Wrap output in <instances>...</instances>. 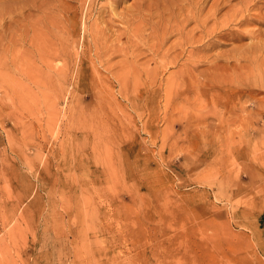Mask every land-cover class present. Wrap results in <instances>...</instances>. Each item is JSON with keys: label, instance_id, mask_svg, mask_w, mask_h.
<instances>
[{"label": "rangeland", "instance_id": "1", "mask_svg": "<svg viewBox=\"0 0 264 264\" xmlns=\"http://www.w3.org/2000/svg\"><path fill=\"white\" fill-rule=\"evenodd\" d=\"M9 1L0 264H264V0Z\"/></svg>", "mask_w": 264, "mask_h": 264}, {"label": "bare ground", "instance_id": "2", "mask_svg": "<svg viewBox=\"0 0 264 264\" xmlns=\"http://www.w3.org/2000/svg\"><path fill=\"white\" fill-rule=\"evenodd\" d=\"M10 1H11V0H10ZM10 1H9V2H10ZM186 1H187V0H186ZM193 1H194V0H193ZM223 1H224V0H223ZM223 1H222V2H223ZM230 1H231V0H230ZM232 1H233V0H232ZM237 1H238V0H237ZM242 1H243V0H242ZM246 1H247V0H246ZM249 1H250V0H249ZM251 1H252V0H251ZM5 2H6V1H5ZM11 2H13V1H11ZM11 2H10V3H11ZM197 2H199V0H198ZM200 2H201V1H200ZM200 2H199V3H200ZM224 2H225V1H224ZM226 2H227V1H226ZM226 2H225V3H226ZM238 2L241 3L240 1H238ZM244 2H245V0H244ZM253 2H254V0H253ZM256 2H257V1H256ZM1 3H2V2H1ZM6 3H7V2H6ZM6 3H4V4L6 5ZM13 3H15V1H14ZM16 3H17V1H16ZM193 3H194V2H193ZM199 3H198V4H199ZM204 3H205V2H204ZM229 3H230V2H229ZM239 3H238V4H239ZM254 3H255V2H254ZM4 4H3V5H4ZM37 4H38V3H37ZM221 4H223V3H221ZM238 4H237V6H238ZM258 4H259V3H258ZM5 5H4V6H5ZM19 5H20V4H19ZM33 5L36 6L35 4H33ZM195 5H196V3H195ZM195 5H193V7H194ZM206 5H207V3H206ZM228 5H231V6H232V4H228ZM253 5H254V4H253ZM4 6H3V7H4ZM8 6L13 7L14 5H13V6L8 5ZM213 6H214V5H213ZM226 6H227V5H225L224 7H226ZM242 6H243V5H242ZM251 6H252V5H251ZM257 6H258V5H257ZM259 6H260V5H259ZM261 6H262V5H261ZM0 7H1V6H0ZM10 7H9V8H10ZM14 7H15V6H14ZM23 7H24V6H23ZM184 7H185V6H184ZM193 7H190V8L192 9ZM200 7H201V6H200ZM200 7H198V8H200ZM203 7H204V5H203ZM222 7H223V6H222ZM239 7H240V6H239ZM253 7H254V10H255L256 4H255ZM4 8H5V7H4ZM6 8H7V7H6ZM16 8H17V7H16ZM18 8H22L21 5H20V7H18ZM188 8H189V7H188ZM214 8H216V7H214ZM220 8H221V7H220ZM226 8H227V7H226ZM240 8H242V7H240ZM263 8H264V7H262V9H263ZM7 9H8V8H7ZM10 9H11V8H10ZM12 9H13V8H12ZM22 9H23V8H22ZM185 9H186V8H185ZM196 9H197V7H196ZM205 9H206V8H205ZM234 9H237V8L234 7ZM252 9H253V8H251V10H252ZM2 10H4V9H2ZM15 10H16V11H15ZM15 10H14L15 12H14V11H11V10L8 11V12H9V13H10V12H11V13H13V12H14V13H17V11L20 10V9H15ZM23 10H24V9H23ZM181 10H182V8H181ZM193 10H194V9H193ZM197 10H198V9H197ZM202 10H203V9H202ZM213 10H214V9H213ZM232 10H233V9H232ZM240 10H241V9H240ZM243 10H245V9L243 8ZM249 10H250V8H248L246 11H249ZM251 10H250V12H251ZM256 10H257V8H256ZM256 10H255V11H256ZM5 11H6V10H5ZM5 11H3V12H5ZM21 11H22V10H21ZM21 11H20V12H21ZM229 11H231V10H229ZM233 11H234V10H233ZM246 11H245V12H246ZM252 11H253V10H252ZM257 11H258V10H257ZM259 11H261V10H259ZM262 11H263V10H262ZM262 11H261V12H262ZM0 12H1V10H0ZM3 12H1L2 15L0 16V18L2 17V19L4 18V17H3V16H4V15H3ZM8 12H7V14H6L7 16H8V14H9ZM18 12H19V11H18ZM20 12H19V13H20ZM198 12H199V11H198ZM202 12H204V11H202ZM215 12H217V10H215ZM261 12H259V13H261ZM1 13H0V14H1ZM23 13H24V12H23ZM190 13H191V11H190ZM243 13H244V12H243ZM259 13H256V14L258 15ZM20 14H21V13H20ZM209 14H210V12H209ZM216 14H217V13H216ZM234 14H235V13H234ZM246 14H247V12H246ZM248 14H249V13H248ZM248 14H247V15H248ZM15 15H16V14H15ZM191 15H192V13H191ZM196 15H198V14H196ZM196 15H194V16L196 17ZM200 15H202V14H200ZM212 15H213V17H216V16H214V14H212ZM238 15H239V14L236 13V14L233 16V19H235V20L232 21V22H235V23H236V19H237ZM250 15H251V14H250ZM250 15H249V16H250ZM263 15H264V13H263ZM13 16H14V15H13ZM16 16H19V15H16ZM16 16H14L13 18H15ZM192 16H193V15H192ZM229 16H230V15H229ZM253 16H254V15H253ZM259 16H260V15H259ZM11 17H12V16H11ZM11 17H10V19H11ZM23 17H24V16H23ZM136 17H137V16H136ZM197 17H198V16H197ZM201 17H202V16H201ZM201 17H199V18H201ZM251 17H252V16H251ZM257 17H258V16H257ZM257 17H256L255 19L253 18V20L259 22L260 18H257ZM6 18H8V17H6ZM13 18H12V19H13ZM207 18H208V17H206V19H207ZM231 18H232V17H231ZM243 18H244V17H243ZM15 19H16V18H15ZM132 19H133V18H132ZM188 19H189V18H188ZM188 19L186 18L187 21H188ZM193 19H194V18H193ZM197 19H198V18H197ZM197 19H196V20H197ZM203 19H204V16H203ZM203 19H202V20H203ZM208 19H209V18H208ZM213 19H214V18H213ZM213 19H212V20H213ZM227 19H228V18H227ZM249 19H250V18H249ZM0 20H1V19H0ZM4 20H5V19L1 20V23H2V21H4ZM183 20H184V19H183ZM186 20H185V21H186ZM200 20H201V19H200ZM212 20H211V21H212ZM217 20H218V19H217ZM237 20H238V19H237ZM12 21H13V20H12ZM192 21H195V20H192ZM197 21H198V20H197ZM197 21H195V22H197ZM211 21H210V22H211ZM215 21H216V20H214V22H215ZM244 21H245V19H244V20L239 19V24H242ZM246 21H247V20H246ZM246 21H245V23H246ZM248 21H249V20H248ZM203 22H204V21H203ZM207 22H208V21H207ZM258 22H257V23H258ZM1 23H0V24H1ZM3 23H5V21H4ZM10 23H11V22H10ZM14 23H15V22H14ZM14 23H12V24H14ZM17 23H19V22H17ZM17 23H16V24H17ZM181 23H182V21H181ZM200 23H202V21H201ZM200 23H199V24H200ZM225 23H226V22H225ZM228 23H229V22H228ZM245 23H244V24H245ZM259 23H260V22H259ZM5 24H6V23H5ZM185 24H187V23H185ZM195 24H196V23H195ZM199 24H198V25H199ZM215 24H216V23H215ZM215 24H214V26H215ZM221 24H222V23H221ZM223 24H224V23H223ZM223 24H222V26H223ZM253 24H254V23H253ZM1 25H2V24H1ZM180 25H181V24H180ZM180 25H179V26H180ZM182 25H183V24H182ZM182 25H181V26H182ZM204 25H205V24H204ZM227 25H228V24H227ZM242 25H243V24H242ZM242 25H240V26H242ZM249 25H250V23H249ZM262 25H263V24H262ZM10 26H11V25H10ZM179 26H178V27H179ZM205 26H206V25H205ZM225 26H226V25H225ZM225 26H223V27H225ZM229 26H230V23H229ZM244 26H245V25H244ZM258 26H259V25H258ZM3 27H4V26H3ZM184 27H185V26H184ZM227 27H228V26H227ZM179 28H180V27H179ZM179 28H178V30H181V29H182V28H181V29H179ZM196 28H197L196 30H198V27H197V26H196ZM202 28H206V27H202ZM207 28H208V27H207ZM207 28H206V29H207ZM221 28H222V27H221ZM221 28H219V29H221ZM259 28H260V27H259ZM259 28L257 27V29H259ZM4 29H6L7 31H10L9 29H7V28H5V27H4ZM223 29H224V28H223ZM257 29H256V31H257ZM262 29H263V28H262ZM262 29H261V30H262ZM214 30H215V29H214ZM250 30H251V29H250ZM250 30H248L249 32L247 33V35L250 34ZM2 31H3V30H2ZM183 31H185V30H183ZM183 31H181V32L183 33ZM194 31H195V30H194ZM203 31H205V30L203 29ZM208 31H209V30H208ZM208 31H207V32H208ZM212 31H213V30H212ZM215 31H216V30H215ZM218 31H221V30H218ZM0 32H1V31H0ZM225 32H226V31H225ZM234 32H236V31H234ZM244 32H245V31H244ZM259 32H260V31H259ZM95 33H96V32H95ZM188 33H189V32H188ZM191 33H192V32H191ZM191 33L189 34L190 36H191ZM196 33H197V32H196ZM198 33H200V32H198ZM212 33H213V32H212ZM212 33H210V34H212ZM214 33H216V32H214ZM230 33H231V32H230ZM239 33H240V32H239ZM251 33H252V32H251ZM261 33H263V30H262ZM7 34H8V33H7ZM10 34H11V33H10ZM201 34H203V32H202ZM210 34H209V36H211ZM217 34H218V33H217ZM243 34H244V33H243ZM243 34L241 33V36H242ZM252 34H253V33H252ZM254 34H256V33H254ZM257 34H258V33H257ZM13 35H14V34H13ZM182 35H184V33H183ZM185 35H186V34H185ZM192 35H193V34H192ZM199 35H200V34H199ZM226 35H227V34H226ZM229 35H230V34H229ZM232 35H234V34H232ZM232 35H231V36H232ZM247 35H245V36H247ZM259 35L262 36V34H260V33H259ZM259 35H256V37L258 38ZM8 36H9V35H8ZM14 36H15V35H14ZM43 36H44V35H43ZM95 36H96V35H94V37H95ZM193 36H195V35H193ZM206 36H207V35H206ZM223 36H225V35H223ZM239 36H240V35H238L237 38H239ZM249 36H250V35H249ZM6 37H7V36H6ZM197 37H198V39H199V36H197ZM221 37H222V36H221ZM225 37H226V36H225ZM227 37H228V36H227ZM234 37H235V36H234ZM251 37H254V38H255L254 35H251ZM259 37H260V36H259ZM10 38H11V40H12V37H11V36H10ZM19 38H20V37H19ZM95 38H97V37H95ZM182 38H183V37H182ZM185 38H186V37H185ZM188 38H189V37H188ZM190 38H191V37H190ZM194 38H195V37H194ZM204 38H205V37H204ZM207 38H209V37H207ZM210 38H211V37H210ZM232 38H233V36H232ZM232 38H231V39H232ZM240 38H241V37H240ZM243 38H244V37H243ZM183 39H184V38H183ZM196 39H197V38H196ZM214 39H215V38H214ZM216 39H217V38H216ZM223 39H224V38H223ZM5 40H6V39H5ZM7 40H8V38H7ZM39 40H40V39H39ZM95 40H96V39H95ZM191 40H192V39H191ZM191 40H190V44H191ZM193 40H195V39H193ZM209 40H210V39H209ZM209 40H208V41H209ZM228 40H229V39H228ZM235 40H236V39H235ZM235 40H234V41H235ZM250 40H251V39H250ZM1 41H2V40H1ZM37 41H38V40H37ZM45 41H46V40H45ZM199 41H200V40H199ZM204 41H207V40H204ZM204 41H203V42H204ZM211 41H212V40H211ZM217 41H218V39H217ZM229 41H230V40H229ZM232 41H233V40H232ZM237 41H238V40H237ZM241 41H242V40H241ZM6 42H7V41H6ZM9 42H10V41H9ZM9 42H8V45H10ZM48 42H49V41L47 40L46 43H48ZM185 42H186V41H184V44H185ZM187 42H188V41H187ZM213 42H214V41H213ZM251 42H252V41H251ZM2 43H3V42H2ZM2 43H1V46H2ZM36 43H38V42H36ZM42 43H45V42H41V44H42ZM182 43H183V42H182ZM192 43H193V42H192ZM195 43H197V42L195 41ZM204 43H205V42H204ZM214 43H215V42H214ZM232 43H233V42H232ZM41 44H40V45H41ZM48 44H51V43L49 42ZM199 44H200V43H199ZM215 44H216V43H215ZM219 44H221V43H219ZM219 44H218V45H219ZM253 44H254V43H253ZM256 44H257V43H256ZM256 44H255L254 46H257ZM3 45H4V44H3ZM5 45H7V44H5ZM186 45L188 46V44H186ZM194 45H196V44H194ZM250 45H251V44H250ZM260 45H261V44H260ZM1 46H0V47H1ZM10 46H12V45H10ZM46 46H47V45H46ZM48 46L50 47V45H48ZM48 46H47V47H48ZM190 46H191V45H190ZM197 46H198V45H197ZM206 46H207V45H206ZM208 46H209V45H208ZM252 46H253V45H252ZM49 47H48V48H49ZM182 47H183V44H182ZM182 47H180V48H182ZM192 47H193V46H192ZM195 47H196V46H195ZM261 47H262V46H261ZM45 48H46V47H45ZM54 48H55V47H54ZM207 48H208V47H207ZM209 48H210V47H209ZM252 48H253V47H252ZM254 48H255V47H254ZM257 48H258V47H257ZM1 49H3V48H1ZM192 49H193V48H192ZM182 50H183V49H182ZM193 50H194V49H193ZM208 50H209V49H208ZM248 50H249V49H248ZM250 51H251V50H250ZM55 52H56V51H55ZM185 52H186V51H185ZM257 52H258V51H257ZM262 52H263V51H262ZM0 53H1V52H0ZM181 53H184V50H183ZM235 53H236V52H234V54H235ZM248 53H249V52H248ZM39 54H40V53H39ZM262 54H263V53H262ZM48 55H49V54H48ZM178 55H179V54H178ZM181 55H182V54H180V56H181ZM183 55H184V54H183ZM253 55H254V54H253ZM259 55H260V54H259ZM231 56H232V55H231ZM234 56H236V54H235ZM250 56H251V55H250ZM176 57H179V56L176 55ZM191 57H192V56H191ZM243 57H244V56H243ZM255 57H256V54H255ZM263 57H264V56H262V58H263ZM0 58H1V56H0ZM54 58H55V57H54ZM225 58H226V56H225ZM237 58H238V57H237ZM248 58H249V57H248ZM251 58H252V57H251ZM49 59H50V58H49ZM238 59H239V58H238ZM238 59L235 58V60H238ZM240 59H241V58H240ZM258 59H259V58H258ZM45 60H46V59H45ZM227 60H229V59L227 58ZM248 60H250V59H248ZM248 60H246V61H248ZM251 60H252V59H251ZM253 60H255V58H253ZM259 60H260V59H259ZM261 60H262V59H261ZM215 61H217V60H215ZM215 61H214V63H215ZM229 61H231V60H229ZM229 61H227V62H229ZM0 62H1V61H0ZM236 62H237V61H236ZM241 62H242V61H240V63H241ZM262 62H263V61H262ZM212 63H213V62H212ZM214 63H213V64H214ZM240 63H239V65H240ZM260 63H261V62H260ZM210 64H211V63H210ZM214 65H215V64H214ZM256 65H257V64H256ZM248 73H249V72H248ZM215 75H217V74H215ZM196 76H197V75H196ZM216 78H218V77L216 76ZM222 79H223V78H222ZM224 79H225V78H224ZM238 80H240V79H238ZM233 81H235L234 78H233ZM214 83H215V82H214ZM217 83H219V82H217ZM226 83H227V82H226ZM230 83H231V82H230ZM181 86H182V85H181ZM203 86H204V85H203ZM206 89H207V88H206ZM195 91H196V90H195ZM205 91H206V90H205ZM199 93H200V92H199ZM179 95H180V94H179Z\"/></svg>", "mask_w": 264, "mask_h": 264}]
</instances>
